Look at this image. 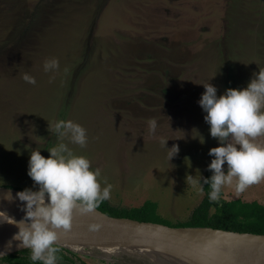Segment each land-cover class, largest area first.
I'll list each match as a JSON object with an SVG mask.
<instances>
[{
    "label": "rangeland",
    "instance_id": "rangeland-1",
    "mask_svg": "<svg viewBox=\"0 0 264 264\" xmlns=\"http://www.w3.org/2000/svg\"><path fill=\"white\" fill-rule=\"evenodd\" d=\"M53 57L59 68L45 72ZM259 71L264 0H0V186L33 187L30 152L47 157L58 142L48 127L71 119L87 130L88 143L69 146L100 169L102 187L112 185L108 203L155 202L175 227L203 199L187 176H203L208 151L218 146L202 111L192 129L194 94H202L204 76L218 82L232 74L238 89ZM161 137L179 148L169 161ZM57 246L88 264H141L118 247Z\"/></svg>",
    "mask_w": 264,
    "mask_h": 264
},
{
    "label": "clouds",
    "instance_id": "clouds-1",
    "mask_svg": "<svg viewBox=\"0 0 264 264\" xmlns=\"http://www.w3.org/2000/svg\"><path fill=\"white\" fill-rule=\"evenodd\" d=\"M43 68L45 72L57 70L58 59L45 60ZM22 78L29 84H36L35 77L29 74ZM201 85L204 92L197 103L205 114L209 134L217 140L218 146L208 151L210 177L199 174L198 177L189 175L187 179L198 191H203V185L207 184L209 200L218 201L225 187H233L240 194L264 180V142H260V138H264V71L255 73L246 87L227 88L221 95H217V88L211 83ZM148 127L149 133L154 135L157 120L151 119ZM48 130L55 133L58 142L47 149V157L41 155L40 149L30 152L27 175L33 187L15 194L22 202V219L16 221L0 211V224L17 227L13 240L30 249L33 264H58L57 230H69L74 210L80 214L91 212L110 199L112 189L111 184L102 187L100 169H93L87 156L76 154L69 146L86 147L88 134L81 124L59 119ZM168 140L160 138V144L169 150V161L179 148L175 144L166 147ZM4 198L13 199L10 193ZM89 227L96 230L98 225Z\"/></svg>",
    "mask_w": 264,
    "mask_h": 264
},
{
    "label": "water",
    "instance_id": "water-1",
    "mask_svg": "<svg viewBox=\"0 0 264 264\" xmlns=\"http://www.w3.org/2000/svg\"><path fill=\"white\" fill-rule=\"evenodd\" d=\"M18 191L21 189L0 186V211H15L13 218L16 221L21 220L24 215L20 207L22 202L15 198ZM9 193L13 197L12 200L4 198ZM73 215L90 225H98L97 235L93 238L62 240L56 242V245L74 246L79 249L94 246L109 250L118 247L122 252L124 247L140 248L183 264H236L228 255V243L247 245L244 249L250 254L264 252L262 234L211 228L171 227L161 223L113 217L97 208L86 214L74 210ZM17 231L14 224L6 223L0 226V254H3L0 258L24 249L19 246V241L13 240ZM63 232L65 231L58 230L57 236Z\"/></svg>",
    "mask_w": 264,
    "mask_h": 264
},
{
    "label": "trees",
    "instance_id": "trees-1",
    "mask_svg": "<svg viewBox=\"0 0 264 264\" xmlns=\"http://www.w3.org/2000/svg\"><path fill=\"white\" fill-rule=\"evenodd\" d=\"M211 172L206 171L205 178L210 177ZM203 183V181H201ZM203 199L192 210L188 220L175 227L211 228L241 233H252L264 235V206L255 202L233 201H210L208 192L210 188L203 185ZM214 208V213L210 209ZM98 210L107 215L119 218H130L144 222H154L167 225L166 221L158 216L157 205L151 201H145L136 208H117L111 206L107 200L103 201ZM58 264H88L77 254L59 247ZM30 249L24 248L0 258V264H13V259L30 260ZM40 263V262H38ZM19 264V263H18ZM23 264V263H22Z\"/></svg>",
    "mask_w": 264,
    "mask_h": 264
},
{
    "label": "bare ground",
    "instance_id": "bare-ground-1",
    "mask_svg": "<svg viewBox=\"0 0 264 264\" xmlns=\"http://www.w3.org/2000/svg\"><path fill=\"white\" fill-rule=\"evenodd\" d=\"M8 216L14 217L15 211L5 212ZM6 223L0 224V226ZM90 224L76 216H72L71 228L63 233H60L56 242H62V240L69 241L70 239L80 238H93L97 235L98 231L90 230ZM60 230V229H58ZM57 230V231H58ZM243 246L228 243V255L236 264H264V252H258L256 254L247 253ZM84 249V248H83ZM100 249V248H99ZM114 249V248H113ZM123 252L128 255L139 259L141 264H183L181 262L165 258L160 255H156L144 249H136L132 247H124Z\"/></svg>",
    "mask_w": 264,
    "mask_h": 264
},
{
    "label": "crops",
    "instance_id": "crops-1",
    "mask_svg": "<svg viewBox=\"0 0 264 264\" xmlns=\"http://www.w3.org/2000/svg\"><path fill=\"white\" fill-rule=\"evenodd\" d=\"M234 75H232L231 74V76H229V74L227 75V76H224L223 78H225V79H221V77H220V79H219V81L218 82H215L214 80H211V76H204L205 77V80H203V84L204 85H206L208 82L209 83H211L212 85H214V86H216L217 87V95H221V94H223V92L225 91V89H227V88H236L237 89V87H235V85H234V82H232V81H230L231 80V78L233 77ZM225 81V82H224ZM235 81V80H234ZM246 85L247 84H244V86H240L239 88H244V87H246ZM202 87H203V85H202ZM238 88V89H239ZM204 92V87H203V89H202V93ZM219 93V94H218ZM200 96H201V93H198V92H196L195 94H194V97H195V99H197V101L199 100V98H200ZM194 110H196L195 112H194V119H192V123H190V124H192V129H194V125H196V113H198V112H201L202 110H201V108H200V106L198 105V103H194ZM180 139V138H179ZM261 139V138H260ZM262 142H264V139L262 140ZM190 151V150H189ZM184 152H186L185 150L183 151V150H181V155L180 156H182V154L184 153ZM153 155V154H152ZM178 158H179V156H178ZM195 163H197L198 165L201 163V161L200 160H196L195 161ZM197 165V166H198ZM198 167H200V166H198ZM194 170V169H193ZM206 171H207V168H206V170H205V172H204V175L203 176H201V177H204L205 176V174H206ZM197 176V173H196V171H194V176ZM199 176V175H198ZM255 185H257V188L255 189L254 188V186ZM222 193H224L225 195H231V196H233L234 194L235 195H237L235 198H233L232 200H230V199H227V198H225V197H223L224 198V201H233V200H241V201H243V202H248V203H251V202H255V203H257V204H259V205H262V206H264V180H262L260 183H258V184H254V185H251V186H249V188H247L243 193H240V194H237L236 192H235V190H234V188L233 187H225L223 190H222ZM220 200V199H219ZM152 202V201H151ZM155 203V202H154ZM156 204V203H155Z\"/></svg>",
    "mask_w": 264,
    "mask_h": 264
},
{
    "label": "flooded vegetation",
    "instance_id": "flooded-vegetation-1",
    "mask_svg": "<svg viewBox=\"0 0 264 264\" xmlns=\"http://www.w3.org/2000/svg\"><path fill=\"white\" fill-rule=\"evenodd\" d=\"M5 263V262H4ZM4 263H2V264H4Z\"/></svg>",
    "mask_w": 264,
    "mask_h": 264
}]
</instances>
